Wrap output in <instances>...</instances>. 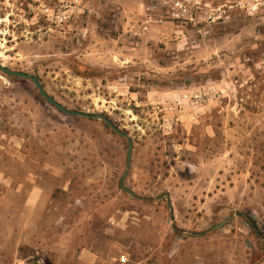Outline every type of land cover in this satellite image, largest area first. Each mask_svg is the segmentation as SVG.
<instances>
[{"label":"rangeland","instance_id":"1","mask_svg":"<svg viewBox=\"0 0 264 264\" xmlns=\"http://www.w3.org/2000/svg\"><path fill=\"white\" fill-rule=\"evenodd\" d=\"M152 13L0 0V65L132 142L122 180L127 138L0 71V264H264V19L177 53Z\"/></svg>","mask_w":264,"mask_h":264},{"label":"built area","instance_id":"2","mask_svg":"<svg viewBox=\"0 0 264 264\" xmlns=\"http://www.w3.org/2000/svg\"><path fill=\"white\" fill-rule=\"evenodd\" d=\"M152 8L159 15L148 14L143 21V30L147 25H161L169 22L173 28L172 41L177 53L179 44L189 42L187 32H207L213 26H221L232 14L264 19V0H151ZM205 30V31H204ZM182 48V47H180ZM32 264H41L40 260Z\"/></svg>","mask_w":264,"mask_h":264},{"label":"water","instance_id":"3","mask_svg":"<svg viewBox=\"0 0 264 264\" xmlns=\"http://www.w3.org/2000/svg\"><path fill=\"white\" fill-rule=\"evenodd\" d=\"M0 71L3 72L4 74L8 75V76L18 77V78H22V79H26V80L31 81L35 85L36 89L38 90V92L42 96V98H44L49 104L54 106L56 109H58L63 114L68 115V116H77V117L93 119V120H95V119L102 120L115 133L127 138V140H128V152H127V161H126V171H125V174H124L122 180L125 178V176L127 175L129 166H130V155H131V149H132V142H131V140L128 139V137L124 133L120 132L106 117H104L102 115H97V114H87V113H84V112L66 110L64 107H62L60 104L55 102L50 96H48L44 92L42 86L40 85L38 79L35 76L29 75V74H26V73H23V72L12 71V70H10V69H8V68H6L4 66H1V65H0ZM122 180L120 181V186H121L122 189L126 190V188H124L122 186ZM126 191H128V190H126ZM222 225H223V223H221L220 225H218L216 227H220Z\"/></svg>","mask_w":264,"mask_h":264},{"label":"crops","instance_id":"4","mask_svg":"<svg viewBox=\"0 0 264 264\" xmlns=\"http://www.w3.org/2000/svg\"><path fill=\"white\" fill-rule=\"evenodd\" d=\"M173 45H174L173 47L177 46L175 42H173ZM178 46H179V49L183 48V44H179ZM180 47H182V48H180ZM32 199H34V195L33 194L29 195V197L27 199L28 200L27 204L30 205V206L34 205V201ZM35 205H36V202H35Z\"/></svg>","mask_w":264,"mask_h":264}]
</instances>
